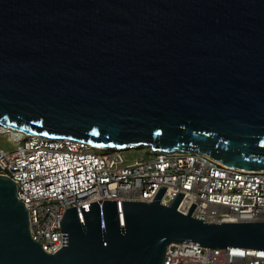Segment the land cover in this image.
I'll return each mask as SVG.
<instances>
[{
  "label": "water",
  "instance_id": "obj_1",
  "mask_svg": "<svg viewBox=\"0 0 264 264\" xmlns=\"http://www.w3.org/2000/svg\"><path fill=\"white\" fill-rule=\"evenodd\" d=\"M0 126L98 149L205 155L264 171V0H0ZM66 209L45 252L0 176V264H160L172 242L264 250V222L169 206Z\"/></svg>",
  "mask_w": 264,
  "mask_h": 264
},
{
  "label": "built area",
  "instance_id": "obj_2",
  "mask_svg": "<svg viewBox=\"0 0 264 264\" xmlns=\"http://www.w3.org/2000/svg\"><path fill=\"white\" fill-rule=\"evenodd\" d=\"M13 151L0 150V176L11 179L29 217L30 233L45 252L62 247L60 221L66 209L89 211L90 203L115 201L122 223L123 202L152 203L159 189L160 203L169 206L184 194L177 211L186 215L192 203L194 219L205 223L264 222V171L228 168L204 154H165L147 149V157L125 162V151L98 149L64 138L17 135ZM160 264H264V250L208 248L172 242Z\"/></svg>",
  "mask_w": 264,
  "mask_h": 264
},
{
  "label": "rangeland",
  "instance_id": "obj_3",
  "mask_svg": "<svg viewBox=\"0 0 264 264\" xmlns=\"http://www.w3.org/2000/svg\"><path fill=\"white\" fill-rule=\"evenodd\" d=\"M4 130H0V150L3 151H13L16 148V144L10 141V137L13 138L15 137L14 132L12 133H7V134H1V133H6L3 132ZM147 149H142V148H133L131 150L125 151L124 156H125V162L127 163H133L137 161L140 157H147L145 151Z\"/></svg>",
  "mask_w": 264,
  "mask_h": 264
},
{
  "label": "bare ground",
  "instance_id": "obj_4",
  "mask_svg": "<svg viewBox=\"0 0 264 264\" xmlns=\"http://www.w3.org/2000/svg\"><path fill=\"white\" fill-rule=\"evenodd\" d=\"M0 130H4L3 132H6V133H1V134L12 133L11 132L12 130H9L8 128H4V127H1V126H0ZM14 134H15V136L21 135L20 133H16V132H14Z\"/></svg>",
  "mask_w": 264,
  "mask_h": 264
}]
</instances>
